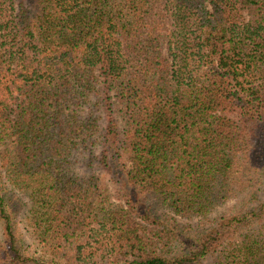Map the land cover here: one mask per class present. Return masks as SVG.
<instances>
[{"label": "trees", "instance_id": "obj_1", "mask_svg": "<svg viewBox=\"0 0 264 264\" xmlns=\"http://www.w3.org/2000/svg\"><path fill=\"white\" fill-rule=\"evenodd\" d=\"M0 161V264H264V0H0Z\"/></svg>", "mask_w": 264, "mask_h": 264}, {"label": "rangeland", "instance_id": "obj_2", "mask_svg": "<svg viewBox=\"0 0 264 264\" xmlns=\"http://www.w3.org/2000/svg\"><path fill=\"white\" fill-rule=\"evenodd\" d=\"M0 185L1 189L3 190V195H8L6 197L9 198L8 201V209L10 213H14L13 218L15 217V223L17 224V238H19V245L22 246L23 249L30 255L36 254L41 255L43 254L42 249L39 245L34 241V239L30 236L26 223H25V214L27 212V199L26 197L14 189L8 181V178L5 174V167L0 161ZM231 206V205H230ZM228 207L220 208L218 213H224V210ZM182 221V220H180ZM198 220L194 222H187L182 221L183 224L191 223L194 225ZM1 232V230H0Z\"/></svg>", "mask_w": 264, "mask_h": 264}]
</instances>
